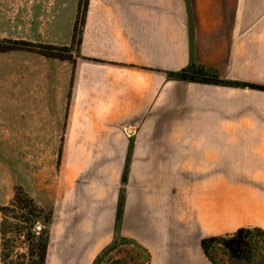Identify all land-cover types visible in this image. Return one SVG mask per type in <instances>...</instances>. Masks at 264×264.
Instances as JSON below:
<instances>
[{"label":"crops","instance_id":"0c3cea01","mask_svg":"<svg viewBox=\"0 0 264 264\" xmlns=\"http://www.w3.org/2000/svg\"><path fill=\"white\" fill-rule=\"evenodd\" d=\"M79 55L45 264L117 239L145 264H213L203 240L264 231V91L170 77L264 87V0H88Z\"/></svg>","mask_w":264,"mask_h":264},{"label":"rangeland","instance_id":"374dc122","mask_svg":"<svg viewBox=\"0 0 264 264\" xmlns=\"http://www.w3.org/2000/svg\"><path fill=\"white\" fill-rule=\"evenodd\" d=\"M87 6L88 0H0V254L4 264H40L60 183ZM249 241L254 249L247 258H231L221 242L212 244L209 255L215 264H264V238L252 234ZM145 261L139 248L117 239L94 264Z\"/></svg>","mask_w":264,"mask_h":264},{"label":"trees","instance_id":"16d2710c","mask_svg":"<svg viewBox=\"0 0 264 264\" xmlns=\"http://www.w3.org/2000/svg\"><path fill=\"white\" fill-rule=\"evenodd\" d=\"M86 10L84 12V15H86ZM195 69H197V71ZM190 71L192 72L190 73ZM207 72L211 73V75H207ZM170 77L175 80H180L184 82H192V83H200V84H208V85H216V86L248 87L250 89L264 91V87L261 86L224 81L219 77V75L215 70L207 69L205 67L195 64L191 65L186 70L171 75ZM51 220H52V215H51ZM252 234H257V235L259 234L264 238V231L262 229L259 228L239 229L237 232H235L232 235L223 236L224 238L212 237L205 239L202 241V247L206 255L213 264H215V262L209 255V248L212 246L214 242H221L231 258L234 259H243L245 257L247 258L251 254L252 249H254L252 243L249 241L250 236ZM46 251H47V240L46 243L43 245L40 264H45ZM31 264H36V263H31Z\"/></svg>","mask_w":264,"mask_h":264},{"label":"built area","instance_id":"2783aa9c","mask_svg":"<svg viewBox=\"0 0 264 264\" xmlns=\"http://www.w3.org/2000/svg\"><path fill=\"white\" fill-rule=\"evenodd\" d=\"M124 134L128 137V138H132L134 136V128L130 127V128H125L124 129ZM38 229H40L38 227Z\"/></svg>","mask_w":264,"mask_h":264}]
</instances>
